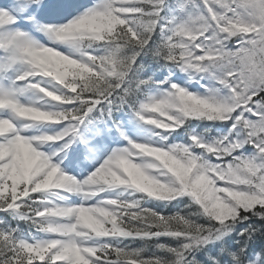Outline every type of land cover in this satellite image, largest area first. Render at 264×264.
<instances>
[{
    "label": "snow or ice",
    "instance_id": "6c2138e0",
    "mask_svg": "<svg viewBox=\"0 0 264 264\" xmlns=\"http://www.w3.org/2000/svg\"><path fill=\"white\" fill-rule=\"evenodd\" d=\"M0 264H264V0H0Z\"/></svg>",
    "mask_w": 264,
    "mask_h": 264
}]
</instances>
